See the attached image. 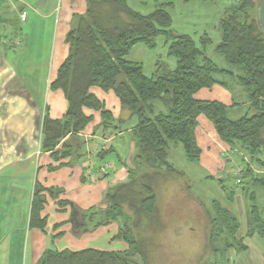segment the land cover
Returning a JSON list of instances; mask_svg holds the SVG:
<instances>
[{
    "label": "trees",
    "instance_id": "obj_1",
    "mask_svg": "<svg viewBox=\"0 0 264 264\" xmlns=\"http://www.w3.org/2000/svg\"><path fill=\"white\" fill-rule=\"evenodd\" d=\"M257 2H230L217 25L220 42L216 51L228 65L239 70L234 79L250 103L248 112L231 119L225 104L194 98V93L202 88L214 84L226 86L220 77L230 76L231 69H223L210 59L203 49L206 45L201 48L190 35L175 33L171 28L170 13L163 6L144 15L131 9L126 0H87L86 11L72 20L66 35L69 53L52 83L53 88L63 92L68 106L60 119L44 116L41 151L51 152L54 159L73 155L81 158L67 149L68 142L61 147L59 144L68 135L76 136L89 123L91 117L83 113L84 107L101 111L105 133L109 129H119L124 121H114L89 88L97 86L115 92L121 108L129 112L130 118L136 119L131 130L135 151L127 181L109 187L103 200L105 207L100 210L102 217L93 228L119 221L121 228L116 237L124 240L128 247L121 251L45 249L36 264H148L140 247L144 239L135 234L136 227L148 228L158 220L155 187L165 172H174L168 160L171 145L181 144L187 160H198L200 149L195 142L194 128L200 114L211 121L219 139L229 145V155L238 158L237 147L246 154L249 161L243 163L244 157L241 156L240 164L234 166L235 170L240 169V174L231 178L235 183L228 186L224 180H217L223 184L229 200L236 190L246 195L249 202L246 237L256 234L264 238V208L260 207L256 195V188L264 189V173H256L254 169L256 166L264 170V34L257 20ZM159 36L164 37L167 54L176 60V65L173 69L159 67L147 75L141 62L131 61L127 56L138 44L154 47ZM208 41L207 37L202 38L201 44ZM157 104L162 108L157 109ZM105 149L102 146L96 152V164L91 165L93 170L99 169L110 154V149ZM83 156L84 159L85 153ZM105 175L107 173H103L100 179ZM207 178L215 179L212 176ZM42 191L52 195L61 190L43 189L39 184L35 186L30 225L41 230L46 225V218L41 217L45 203ZM57 203L60 207L70 204L61 199ZM260 203L263 205L264 200ZM207 214L212 228L211 264H216L217 257L226 254L228 248H235L238 252L246 249L242 238L236 236L238 224L232 214L215 200ZM131 215L136 219L130 220ZM71 221L74 224L75 220ZM126 221H134V226L130 227ZM80 222L74 228H89L88 221L82 218ZM219 239L223 243H215ZM139 256L142 260L137 258Z\"/></svg>",
    "mask_w": 264,
    "mask_h": 264
},
{
    "label": "crops",
    "instance_id": "obj_2",
    "mask_svg": "<svg viewBox=\"0 0 264 264\" xmlns=\"http://www.w3.org/2000/svg\"><path fill=\"white\" fill-rule=\"evenodd\" d=\"M226 7L222 8V13H225ZM21 9L27 12L23 22L18 19ZM86 9L87 0L0 1V32L22 37V44L19 46L12 45L5 38L0 40V264H36L45 249L95 248L121 251L128 247L124 240L116 237L121 228L119 221L93 228L102 217L100 210L105 207L103 200L109 187L127 181L130 160L135 151L131 130L136 119L130 118L129 112L121 108L115 92L104 91L97 86L89 88V92L110 112L114 121H124L119 129H109L105 133L101 125V111L84 107L83 113L91 117L89 123L76 136L68 135L59 144L61 147L68 142L67 149L72 151V155H81V158L73 155L74 157L54 159L51 152L41 151L44 116L60 119L68 106L63 92L53 88L52 83L69 53L70 44L66 41V35L71 29L72 20ZM168 12L170 13L169 10ZM201 39L198 46L203 48ZM229 68L225 65L223 69ZM236 72L235 76L231 74L222 79L226 86L214 84L209 88H202L194 93V98L225 104L231 119L244 115L248 112L250 103L244 90L234 79L239 70ZM156 108L160 109L162 105L157 104ZM194 137L200 149L198 160L191 162L184 154L181 157L191 174L188 175L182 166H175L171 160L172 151L181 145H171L168 160L174 172L168 174L169 172L163 171L165 175L155 187L157 203L161 208L158 235L161 233L163 242L172 240L176 227L184 223L185 211L186 220L194 229L187 228L191 242L204 243L203 227L194 219L193 209L189 205L185 207L180 204L181 198L185 196L191 200V207L196 206L195 200L204 208L205 203L211 205L215 200L236 218V236L242 238L246 246L245 250L239 252L235 248H228V264H264V238L256 234L245 235L249 205L246 195L236 190L229 200L223 184L217 180L222 179L226 184L233 178L234 166L240 164V157H244L243 163L249 161L246 154L237 147L235 151L238 158L229 155V145L219 139L213 124L203 114L196 118ZM102 146L110 149V154L101 163L106 165L107 175L91 180L89 174L92 171H89L91 165L96 164L95 155ZM84 153L86 157L83 159ZM254 169L256 173H264L259 167L254 166ZM194 174L199 176L194 177ZM208 176L215 179L207 178ZM37 184L43 189L61 190L52 195L46 191L41 192L45 198L41 211V217L46 218L43 230L30 225L33 191ZM177 187L182 193L181 198L180 194L175 193ZM263 190L256 188L262 208L264 204L260 203L259 198L264 200ZM60 199L67 200L70 204L60 207L57 203ZM92 207L95 209L92 210ZM82 218L88 221L89 228H74L81 224ZM72 219L75 220L74 224ZM164 231L167 233L165 236ZM193 233L196 234L195 237L192 236ZM155 237V234L151 235V243ZM57 243H64V247L57 246ZM100 243H107L108 246L102 247ZM137 258L142 260L141 256ZM143 258L149 262V255Z\"/></svg>",
    "mask_w": 264,
    "mask_h": 264
},
{
    "label": "rangeland",
    "instance_id": "obj_3",
    "mask_svg": "<svg viewBox=\"0 0 264 264\" xmlns=\"http://www.w3.org/2000/svg\"><path fill=\"white\" fill-rule=\"evenodd\" d=\"M126 2L131 7V9L140 12L141 14H147L155 10L156 7L158 8V6L160 5L163 6L167 11H170L171 28L175 33L190 35L195 40L197 45H200V38L207 37L209 40L208 43L201 44V46L206 45L205 52L207 56L210 59L214 60L221 68H225V65H227V67H230L233 75L237 73L236 71H238V69L236 67H231L230 65H228L227 62L224 60L223 56L216 51V44L220 40L217 24L219 22V19L224 14L221 12L222 8L226 7L230 3V1L126 0ZM127 58L131 61L142 62L143 70L147 75H151L153 72H155V70H157V68L160 69L161 67H163L162 69L164 70L168 67L169 69H173L176 65V60L168 56L167 54V47L164 44L163 36H159L157 38L156 45L152 48L146 47L142 44L134 46ZM223 76L229 77L227 75ZM220 78L223 79L225 77ZM183 154L184 152L182 146H180V148H175L172 151L171 160L173 161L175 166L179 168H181L182 166L183 168H185L187 174L190 175L191 173L188 171V169L184 166L182 162L183 160L181 159V157ZM91 171H94L93 168H91L89 172ZM197 176L199 175L194 174V177ZM233 183H235L233 179L226 182L228 186L232 185ZM175 184L177 185V181H175ZM175 193L180 194V198L182 197V193L179 191L178 187L176 188ZM259 201L262 202L260 198ZM194 202H196V206L191 207L192 201L183 196V198H181L180 204H184L185 207H188L189 205L190 208L193 209L192 214L194 215V219L199 221L200 227H203L202 230L204 236V243L191 242V237L190 234H188L187 228H191L192 230L194 229L187 222V212L185 211V216L183 219L184 223H181L179 226L176 227L175 231L172 234L174 236L172 240L167 239L165 242H163V237L161 233L158 235L161 218L159 212L161 211V208L156 202V207L158 210V220L154 223L149 224L148 228L140 227L138 229L136 227L135 230V234L137 235L138 233V238L144 239V243H140V247L142 248L145 256L149 255L148 264H211V262L213 261V254L211 251L213 247H211L212 228L210 216L207 214V211L210 209L211 205L210 203H205L206 208H204V206L202 205L199 206L200 202H197L195 200ZM167 207L168 206H165V208ZM135 219L136 218L134 215L130 216V220ZM126 223L130 227L134 226V221H126ZM171 226L175 225L171 224ZM165 231L163 232L164 236L167 234L165 233ZM195 233L192 234L193 237L196 236ZM152 234H155L156 237L154 238V242L151 243V240H149V238ZM215 243L223 242H221V239H219ZM63 245L64 243H57V246L59 247ZM146 245L147 247H145ZM100 246L106 248L108 245L107 243H100ZM225 246L226 244L222 248H224ZM228 262L229 254L221 255L219 258L217 257L216 260V264H228Z\"/></svg>",
    "mask_w": 264,
    "mask_h": 264
},
{
    "label": "built area",
    "instance_id": "obj_4",
    "mask_svg": "<svg viewBox=\"0 0 264 264\" xmlns=\"http://www.w3.org/2000/svg\"><path fill=\"white\" fill-rule=\"evenodd\" d=\"M1 2H9L10 0H0ZM230 2H234L236 0H228ZM57 11H58V8H57ZM27 17V12L25 9H21L19 11V14H18V19L19 21L23 22ZM2 38H5V40L9 43H11L12 45L14 46H19L22 44V37L19 36V35H14V34H8V35H4L0 32V40ZM103 173H106V169H103L102 168V165H100L99 169H96L94 170L91 174H89V178L91 180H97V179H100L101 175ZM234 174L235 175H239L240 174V169L237 168L235 171H234ZM237 183H239L240 181L239 180H236Z\"/></svg>",
    "mask_w": 264,
    "mask_h": 264
},
{
    "label": "water",
    "instance_id": "obj_5",
    "mask_svg": "<svg viewBox=\"0 0 264 264\" xmlns=\"http://www.w3.org/2000/svg\"><path fill=\"white\" fill-rule=\"evenodd\" d=\"M257 20L259 27L264 34V0H258L257 2Z\"/></svg>",
    "mask_w": 264,
    "mask_h": 264
},
{
    "label": "bare ground",
    "instance_id": "obj_6",
    "mask_svg": "<svg viewBox=\"0 0 264 264\" xmlns=\"http://www.w3.org/2000/svg\"><path fill=\"white\" fill-rule=\"evenodd\" d=\"M106 164H109V163L106 162ZM102 168H103V169H107L105 164L102 165Z\"/></svg>",
    "mask_w": 264,
    "mask_h": 264
}]
</instances>
